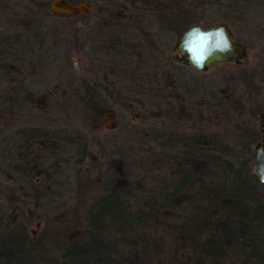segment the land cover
Instances as JSON below:
<instances>
[{
  "label": "trees",
  "instance_id": "1",
  "mask_svg": "<svg viewBox=\"0 0 264 264\" xmlns=\"http://www.w3.org/2000/svg\"><path fill=\"white\" fill-rule=\"evenodd\" d=\"M29 4L33 18L0 23V117L32 113L44 98L69 103L68 126L0 131V264H264V185L250 171L252 147L261 140L250 122L259 120L264 104L232 115L239 105L232 99L239 101L243 88L264 90V60L260 83L249 73H226L213 93L192 86L169 56L193 25L226 23L237 41L264 46V0H122L104 8L106 19L159 20L155 39L140 37L134 21L131 30L115 23V33L100 28L82 36L76 28L58 35L41 17L52 11L48 0ZM72 52L83 53L101 74L79 77L68 64ZM199 87L204 104L198 91L188 98L200 110L217 108L226 116L234 126L226 138L203 127L126 128L120 142L101 140L103 160L93 178L73 177L92 153L81 117L96 123L114 111L117 96L160 108L172 93ZM95 180L91 199L75 210V185L79 191ZM35 214L43 237L33 241L28 226ZM167 233L176 234L174 250L167 248Z\"/></svg>",
  "mask_w": 264,
  "mask_h": 264
},
{
  "label": "rangeland",
  "instance_id": "2",
  "mask_svg": "<svg viewBox=\"0 0 264 264\" xmlns=\"http://www.w3.org/2000/svg\"><path fill=\"white\" fill-rule=\"evenodd\" d=\"M46 1V0H43ZM54 0H48L50 4ZM100 0H72L75 4H83L91 9L89 16L93 15L94 10ZM30 0H0V23H7L12 16H19L23 19L33 18L34 16L28 14V8L30 7ZM52 10V9H51ZM38 16V15H37ZM47 23L48 28L54 30L58 35H67V33L72 32L80 24L81 16H65L62 13L54 12L53 10L46 15H42ZM48 20V21H47ZM233 33V32H232ZM234 35V34H233ZM235 36V35H234ZM247 48V58L244 64L241 66H236L234 64H228L225 66H215L208 73H197L190 69L180 67L175 58L173 47L170 51V59L175 68H178L186 78L190 79L195 87L197 83L202 85H207L208 89L213 93H218V86L214 85L218 83L223 75L226 73L236 77L239 71L244 73H249L254 77V82L260 83L259 76L261 74L260 69L262 66V61L264 60V46L256 41H248L247 38L238 39ZM68 62L71 66L72 71L78 73L79 77L85 80H91L95 74H101L100 71L94 66L83 53H71V57ZM238 67V68H235ZM103 77V76H102ZM221 85V84H220ZM260 87V85H258ZM198 90H190L188 92H177L170 93V101L165 105L162 101L161 107L158 105L153 106V103L146 101L145 99H140L137 102H129L124 100L123 97H118L117 100L113 101L111 113L105 114L100 117L96 123L90 124L85 117H81L80 128L84 131L87 136L90 149L92 151L89 160L80 169L76 168L73 170L72 175L78 179H84L88 175L94 174L95 171L101 166L102 159V149L101 140L110 136L117 137L118 142L122 141V134L124 129L131 127H151L168 133L172 130H183L191 131L197 128H204L208 132H213L226 138L230 131H233L234 126L229 127L226 122L221 117H226L225 115H218L217 108L215 111L212 108L206 110L204 106L201 110L197 105H195L196 100H191L188 97L193 98L196 96L195 92H199L204 95L201 98L196 97L198 103L203 105L201 102L206 95ZM197 92V93H198ZM61 95H65L61 92ZM124 95V94H123ZM237 96L232 99L233 102L239 105L232 106L233 117H238L240 115V110L249 113V109L252 105L262 106L264 104V90H254L251 88H243L240 94L239 101H237ZM195 98V97H194ZM201 100V101H200ZM112 104L111 102H109ZM34 110L32 113L19 114L15 117H0V131L4 128L10 127H20L28 124H36L38 126H47L53 128H62L68 126V118L65 115V108L69 103H57L40 98L35 103ZM241 106V107H239ZM247 117V115H246ZM256 130H259V121H251L250 126ZM254 146L252 147V150ZM253 162V160H252ZM251 162V163H252ZM145 174L148 177H156L157 174H150V169L144 167ZM92 176V178L94 177ZM98 186V182L95 180L91 184L83 185L79 191H77L76 185L74 191L75 199L73 203V208L79 212L84 208V205L91 199V195ZM39 219L36 218L30 225V232H32V238L40 235L42 231V225H37ZM33 233L35 235H33ZM175 233V232H174ZM167 233L165 234V240L168 249H175L176 244V234ZM156 264H161V260L158 259Z\"/></svg>",
  "mask_w": 264,
  "mask_h": 264
},
{
  "label": "water",
  "instance_id": "3",
  "mask_svg": "<svg viewBox=\"0 0 264 264\" xmlns=\"http://www.w3.org/2000/svg\"><path fill=\"white\" fill-rule=\"evenodd\" d=\"M51 9L58 13H67L68 15H80L88 13V9L84 5L74 6L67 0H55L51 3ZM217 30H223L227 36L228 41L231 43L232 51L226 55H220L217 53L211 59L207 61L202 69L197 68L194 63L190 62L189 53L185 47L193 40L194 36L203 33H212V40L210 43H214V33ZM177 54L176 59L183 65L190 67L194 71L200 73H208L216 65L235 64L242 65L247 58V48L240 42H238L230 27L226 23H219L208 28H203L200 25H193L190 27L181 37L176 46ZM259 124L261 140L254 146L253 149V162L251 164V175L261 185H264V113L259 114Z\"/></svg>",
  "mask_w": 264,
  "mask_h": 264
},
{
  "label": "flooded vegetation",
  "instance_id": "4",
  "mask_svg": "<svg viewBox=\"0 0 264 264\" xmlns=\"http://www.w3.org/2000/svg\"><path fill=\"white\" fill-rule=\"evenodd\" d=\"M118 1H122V0H100V1H98V3L96 2V4H98V6L96 7V10H94L95 14L93 16H89L91 9L84 5L88 9V13L79 15V16H81V19H80V24H78V26H77V29L82 34V36H86V33L88 34V33L92 32V31H98L100 28H103V29L106 28V31H111L112 33H115V28H114L115 23H121V22L124 23V26H126L127 30H131L132 29V24H131L132 21H134L135 24H139V27H136L134 29V31L135 32H141L140 37H143V39H148V38L155 39L156 38V34L157 33H161L159 20H157L155 18L144 17V18L134 19V20L133 19H129L128 22H127V19L123 18V17L122 18H114V19H106V18L101 16L103 14V12H104V8H106V5L108 3H109L108 6L110 7V6H114ZM70 4L74 5L75 3H70ZM79 5H83V4H76L74 6H79ZM62 14H64L65 16H75V15H68L67 13H62ZM109 24H113L111 30L109 29ZM0 31H3V28H0ZM180 39H179V41H180ZM178 42L173 47L174 58H175L177 64L179 66L183 67V68H187V69H190V70L194 71L193 69H191L188 66L183 65L180 61H178L176 59V56L178 55L177 51H176V46H177ZM178 56H179V58L181 57L180 55H178ZM216 66H225V65H216ZM236 66H238V65H236ZM239 66H241V65H239ZM194 72H197V71H194ZM197 73H200V72H197ZM197 84H199V83H197ZM193 85H194V83L192 82V86ZM199 86H200V84H199ZM204 87L208 88L207 85H204ZM201 90L202 89H200V91ZM192 91H194V90H192ZM162 101H164V100H162ZM261 113H263V112H261ZM259 114H258V117H259ZM259 130H260V124H259ZM8 217H9V215H8ZM36 218L39 219L37 225H40V224L42 225V231H41L39 236H37L35 238H32V236H31L32 232H30L29 228H30L31 223ZM40 218L41 217L39 215L35 214L32 222L28 226V232H29V235H30V239L33 240V241L34 240H39V239H41L43 237V221ZM3 220L6 221L7 218H4ZM18 222H19V219H17V216H14L12 223L13 224H17ZM33 235H35V234L33 233Z\"/></svg>",
  "mask_w": 264,
  "mask_h": 264
},
{
  "label": "clouds",
  "instance_id": "5",
  "mask_svg": "<svg viewBox=\"0 0 264 264\" xmlns=\"http://www.w3.org/2000/svg\"><path fill=\"white\" fill-rule=\"evenodd\" d=\"M212 35V33L199 34L192 44L189 43L185 46L190 54V62L194 63L197 68L202 69L207 61L217 53L226 55L232 51L231 43L223 30L215 31L214 43H210Z\"/></svg>",
  "mask_w": 264,
  "mask_h": 264
},
{
  "label": "snow or ice",
  "instance_id": "6",
  "mask_svg": "<svg viewBox=\"0 0 264 264\" xmlns=\"http://www.w3.org/2000/svg\"><path fill=\"white\" fill-rule=\"evenodd\" d=\"M196 38H197V36H194L193 40H192V41H190V44H192V43H193V41H194Z\"/></svg>",
  "mask_w": 264,
  "mask_h": 264
}]
</instances>
